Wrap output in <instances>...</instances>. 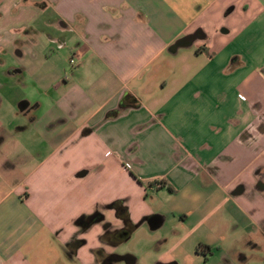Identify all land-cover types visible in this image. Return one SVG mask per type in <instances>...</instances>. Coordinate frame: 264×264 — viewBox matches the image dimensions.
I'll list each match as a JSON object with an SVG mask.
<instances>
[{"label": "crops", "instance_id": "1", "mask_svg": "<svg viewBox=\"0 0 264 264\" xmlns=\"http://www.w3.org/2000/svg\"><path fill=\"white\" fill-rule=\"evenodd\" d=\"M32 36L54 70L37 100L0 77V264H118L121 208L168 246L147 264H264V0H0V76Z\"/></svg>", "mask_w": 264, "mask_h": 264}, {"label": "rangeland", "instance_id": "2", "mask_svg": "<svg viewBox=\"0 0 264 264\" xmlns=\"http://www.w3.org/2000/svg\"><path fill=\"white\" fill-rule=\"evenodd\" d=\"M32 41H29V43H26L24 46V52L22 56H16L15 53H13V50L10 52V55L7 57H3L4 59H7L9 61V65L15 66V67H23L24 72L22 75L14 76V77H7L4 75H1L2 81L5 83V85H14V91H17L21 94L22 97L25 98H31L32 100H37L40 98L47 97L49 95L46 94V96L43 94V92L40 90V86L44 83V79L40 77L43 72V77L46 76V78H49L53 75V67L50 68H44L41 71H35L32 67L33 62V55L36 51L33 50L36 46H34L35 36H32ZM62 44L64 43L63 47L55 48V52L57 54V57H60V60L64 64V72L62 73L61 79L68 80L69 83L74 82V77L77 73H74V60L73 62H69V52H68V46L64 40H60ZM44 49V45L40 44L39 49ZM38 49V51H39ZM40 51V54H44V52ZM48 49H50L48 47ZM55 52H52L55 53ZM51 54V55H52ZM55 56V55H54ZM53 56V57H54ZM74 57V55H72ZM58 57V58H59ZM77 59V58H76ZM53 61L55 59L52 58ZM58 61V60H57ZM66 64V65H65ZM40 77V80L39 78ZM12 89V87L10 88ZM50 94V93H49ZM11 105H13V101L10 102V105L5 101L3 104V108L1 109V114L3 115H11L12 114V108ZM128 173V172H127ZM140 187L144 189V194L148 193L146 190V186L140 185L137 183ZM146 203L148 205H156L158 206V197L152 196V193H148ZM147 222V221H146ZM108 224V222H107ZM147 227L146 230H144ZM133 231L130 235V237L120 242L115 251L118 254H121L123 256L138 258L137 264H147L154 260H156L160 254L164 253L166 248H168L167 245H165L164 242L158 241V237L156 236L155 232L150 229L149 222H147L146 226H142L140 222L134 224V227L132 228ZM121 258L117 263L118 264H126L128 258ZM57 263V261H56ZM153 263V262H152ZM55 264V263H52Z\"/></svg>", "mask_w": 264, "mask_h": 264}, {"label": "flooded vegetation", "instance_id": "3", "mask_svg": "<svg viewBox=\"0 0 264 264\" xmlns=\"http://www.w3.org/2000/svg\"><path fill=\"white\" fill-rule=\"evenodd\" d=\"M242 190V187L241 186H238L235 191H240ZM120 212H121V216L123 218V225L122 227H120V229L118 230H112L110 233V237L114 238L116 237L118 234H122V233H128L132 230V228L134 227V224L130 223L127 218H126V210L125 208H121L120 209ZM101 217V214L99 213H95L93 215H89V216H86V217H83L82 220H81V223H82V226L85 227L87 225H89L90 223L96 221L97 219H99ZM105 226H109V224L105 223L104 224ZM81 243V240L79 239H74V243L73 245L74 246H78L79 244ZM260 248V246L258 244H253L252 247H251V251H258ZM97 253V252H96ZM127 256H123L121 254H118V253H111L110 255H107L105 257V261H109L110 259H114V260H119L121 258H126ZM128 259H130V257H127Z\"/></svg>", "mask_w": 264, "mask_h": 264}, {"label": "water", "instance_id": "4", "mask_svg": "<svg viewBox=\"0 0 264 264\" xmlns=\"http://www.w3.org/2000/svg\"><path fill=\"white\" fill-rule=\"evenodd\" d=\"M188 40H190V38H188ZM190 42V41H189ZM179 44L177 43L175 46H174V48H176L177 46H178ZM103 215H101V217L99 218V219H97L96 221H101V220H103Z\"/></svg>", "mask_w": 264, "mask_h": 264}, {"label": "built area", "instance_id": "5", "mask_svg": "<svg viewBox=\"0 0 264 264\" xmlns=\"http://www.w3.org/2000/svg\"><path fill=\"white\" fill-rule=\"evenodd\" d=\"M73 60H74V64L76 63V56H72V57H70V59H69V62L71 63V62H73Z\"/></svg>", "mask_w": 264, "mask_h": 264}, {"label": "trees", "instance_id": "6", "mask_svg": "<svg viewBox=\"0 0 264 264\" xmlns=\"http://www.w3.org/2000/svg\"><path fill=\"white\" fill-rule=\"evenodd\" d=\"M155 183H157V182H155ZM147 185L152 186V182H148ZM119 214H121V213H119Z\"/></svg>", "mask_w": 264, "mask_h": 264}]
</instances>
